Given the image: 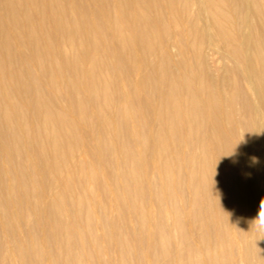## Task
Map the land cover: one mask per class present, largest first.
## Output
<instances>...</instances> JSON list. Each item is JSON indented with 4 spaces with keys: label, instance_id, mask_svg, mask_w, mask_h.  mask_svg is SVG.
<instances>
[{
    "label": "bare ground",
    "instance_id": "6f19581e",
    "mask_svg": "<svg viewBox=\"0 0 264 264\" xmlns=\"http://www.w3.org/2000/svg\"><path fill=\"white\" fill-rule=\"evenodd\" d=\"M261 203L264 0H0V264H264Z\"/></svg>",
    "mask_w": 264,
    "mask_h": 264
},
{
    "label": "clouds",
    "instance_id": "9594fccd",
    "mask_svg": "<svg viewBox=\"0 0 264 264\" xmlns=\"http://www.w3.org/2000/svg\"><path fill=\"white\" fill-rule=\"evenodd\" d=\"M253 226L256 228L257 231L264 232V203H261L260 205L258 219L254 221Z\"/></svg>",
    "mask_w": 264,
    "mask_h": 264
},
{
    "label": "rangeland",
    "instance_id": "374dc122",
    "mask_svg": "<svg viewBox=\"0 0 264 264\" xmlns=\"http://www.w3.org/2000/svg\"><path fill=\"white\" fill-rule=\"evenodd\" d=\"M34 69H35L36 71H38L39 68H38L37 66H34ZM138 77H139L138 74L134 75V80H137ZM148 261H149V259L147 258V262H148Z\"/></svg>",
    "mask_w": 264,
    "mask_h": 264
}]
</instances>
